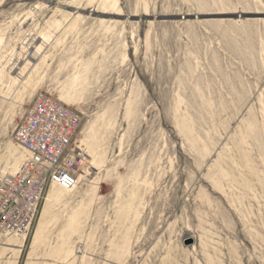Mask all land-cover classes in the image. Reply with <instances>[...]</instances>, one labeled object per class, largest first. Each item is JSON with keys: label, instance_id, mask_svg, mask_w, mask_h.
I'll return each mask as SVG.
<instances>
[{"label": "rangeland", "instance_id": "rangeland-1", "mask_svg": "<svg viewBox=\"0 0 264 264\" xmlns=\"http://www.w3.org/2000/svg\"><path fill=\"white\" fill-rule=\"evenodd\" d=\"M40 91L90 170L0 264H264V0H0V176Z\"/></svg>", "mask_w": 264, "mask_h": 264}, {"label": "built area", "instance_id": "built-area-1", "mask_svg": "<svg viewBox=\"0 0 264 264\" xmlns=\"http://www.w3.org/2000/svg\"><path fill=\"white\" fill-rule=\"evenodd\" d=\"M80 127L76 109L46 92L34 95L12 131L25 157L14 173L0 176V244L9 235L28 233L47 188L69 191L87 176Z\"/></svg>", "mask_w": 264, "mask_h": 264}]
</instances>
